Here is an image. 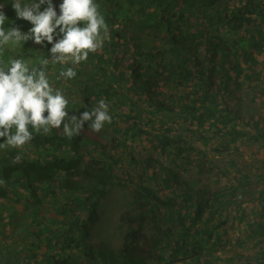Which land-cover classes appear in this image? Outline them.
<instances>
[{"label":"trees","instance_id":"1","mask_svg":"<svg viewBox=\"0 0 264 264\" xmlns=\"http://www.w3.org/2000/svg\"><path fill=\"white\" fill-rule=\"evenodd\" d=\"M12 2L0 0L5 28L27 34L32 25L17 18ZM95 3L110 39L78 66L53 64L56 74L48 78L63 95L66 88L80 91L78 103L67 98L70 117L104 99L112 122L99 133L85 124L71 139L61 130L33 132L22 149L0 148V264H206L226 245L228 229L218 206L226 191L202 184L210 172L204 160L237 148L240 139L253 138L264 151L263 119L234 96L257 83L264 96V0ZM52 4L60 13L61 0ZM50 46L29 40L5 50L37 64ZM67 67L76 77L57 79ZM248 111L252 136L235 130ZM154 114L160 127L150 124ZM233 134L239 138L230 143ZM182 168L197 171L196 180ZM147 178L163 186L154 188ZM116 187L130 197L119 219L118 253L93 240L99 209ZM12 202L19 209H8Z\"/></svg>","mask_w":264,"mask_h":264},{"label":"clouds","instance_id":"2","mask_svg":"<svg viewBox=\"0 0 264 264\" xmlns=\"http://www.w3.org/2000/svg\"><path fill=\"white\" fill-rule=\"evenodd\" d=\"M11 4L17 18L30 22L32 27L27 34L16 27L6 29L7 18L0 11V57L6 47L23 46L29 40L42 47L45 41L52 46L51 58H41L39 67L24 58L7 62L0 58V138H6L0 148L22 149L33 140V132L47 135L54 129L71 139L83 132L85 124L99 133L112 122L105 100L101 99L95 109L70 117L68 99L60 89L54 90L47 75L50 62L78 66L110 39L99 5L95 0H63L57 16L52 0H13ZM45 4L46 9L41 11ZM56 36L61 38L53 43ZM76 75L74 67L62 68L57 79L71 80Z\"/></svg>","mask_w":264,"mask_h":264},{"label":"rangeland","instance_id":"3","mask_svg":"<svg viewBox=\"0 0 264 264\" xmlns=\"http://www.w3.org/2000/svg\"><path fill=\"white\" fill-rule=\"evenodd\" d=\"M63 0H61V3ZM60 4H56V7ZM57 9V8H56ZM57 12V10H56ZM60 15L57 12V16ZM52 46V45H51ZM50 46V48H51ZM40 48V47H39ZM10 49V47H9ZM6 50L3 53L2 59L7 61L10 56L6 55ZM46 58H51L50 50L47 51ZM35 60H31V64H35L39 67V62L36 64ZM94 62H96L94 60ZM56 66L53 64L48 65V74H56ZM49 75V76H50ZM54 90L56 85L50 84ZM261 90L259 83L255 84L254 88L248 86V88H242L237 90L234 96H239L244 101L248 108L255 109V114H258V118L264 121V96H259L258 91ZM64 96L69 98L74 104L81 100L79 93L71 88L70 91L64 89ZM84 103L81 104L83 106ZM78 111H81V107H77ZM74 111H72L73 113ZM47 113H45V116ZM152 124L155 127H160V118L155 114L151 116ZM250 112H243L239 125L235 127L237 132L248 130ZM248 123V125H247ZM264 130V125L262 126ZM251 133V132H250ZM227 134V133H226ZM255 133H251L250 136ZM236 134L227 135L231 139L230 143H233L232 139H238ZM148 153L157 154L149 144ZM235 145L229 150H226L223 154L216 152H210L208 159L211 162H205L210 172L201 177L203 185H210L215 190H219L220 193L226 191V195H221L218 203L219 208L223 212V219L227 220V242L223 249L218 252L211 260L206 259V264H264V151L263 146L257 140L248 138L241 140L237 148ZM180 165V162H177ZM129 162H127V165ZM179 168L176 164L171 163V167ZM183 167V166H182ZM159 169V171H158ZM120 171V169L118 170ZM158 173L163 174V167L157 168ZM182 175L190 180H196L197 171L180 169ZM129 175L135 181L138 180L137 172L133 167L129 168ZM184 177H182L184 179ZM181 178V179H182ZM144 180V178L142 177ZM140 178L139 181L142 180ZM182 179V180H183ZM148 185L156 188L158 185H162L157 179L145 180ZM163 186V185H162ZM165 187V186H164ZM163 187V188H164ZM167 190L166 188H164ZM130 201V197L126 191L122 188H114L109 194L106 200L103 201L99 212L100 222L97 224L93 232V240L97 243L103 241L106 244L105 249H111L115 253L119 252L122 245L121 235L123 229H119L120 216L123 212L127 211V203ZM3 202L1 204H5ZM20 206L15 202L8 204V209H19ZM7 208V207H6ZM21 211V209H20ZM21 212V216L27 214V212ZM25 218H22L24 220ZM259 222L263 227L259 226ZM3 227V226H2ZM8 230L9 227L3 228Z\"/></svg>","mask_w":264,"mask_h":264}]
</instances>
